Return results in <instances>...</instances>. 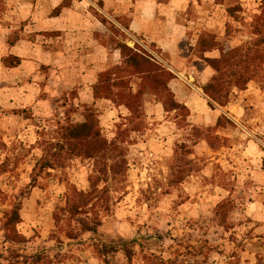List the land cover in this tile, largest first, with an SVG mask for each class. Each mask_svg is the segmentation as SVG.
Returning <instances> with one entry per match:
<instances>
[{"label": "rangeland", "instance_id": "374dc122", "mask_svg": "<svg viewBox=\"0 0 264 264\" xmlns=\"http://www.w3.org/2000/svg\"><path fill=\"white\" fill-rule=\"evenodd\" d=\"M75 1L82 0L60 7ZM186 1L179 20L189 40L206 32L218 42L205 53L211 58L249 42L254 17L264 12V0ZM38 4L0 0L9 44L25 36L58 39L25 29L19 13ZM83 7L103 25L98 40L110 50L108 67L122 63L113 38L138 44L165 66L154 48L127 33V17L106 12L101 0ZM8 56L0 60V264H264V64L246 89L230 90L225 106L207 97L221 114L196 123L190 111L170 110L148 93L134 114L112 99L91 100L52 65L34 73L45 105L25 108V68L22 60L9 67L15 60L5 63ZM88 111L109 145L91 159L71 156L60 148V128L82 123ZM43 160L52 166L42 167ZM15 205L21 220L7 230Z\"/></svg>", "mask_w": 264, "mask_h": 264}, {"label": "crops", "instance_id": "0c3cea01", "mask_svg": "<svg viewBox=\"0 0 264 264\" xmlns=\"http://www.w3.org/2000/svg\"><path fill=\"white\" fill-rule=\"evenodd\" d=\"M63 1L38 0L37 7L27 5L19 13L29 34L56 33L59 35L57 40L45 39L43 42L38 36L37 40L35 36H25L9 44L11 26L0 22V60L4 56L15 55L22 60L19 67L25 68V96L21 97L25 108H39L46 103L41 97L39 76L34 75L43 65H52L55 71L67 70L66 84L78 87L80 95L89 96L91 100H94L93 84L98 74L108 67L110 50L98 40V35L104 32L103 25L88 8L83 7L89 3L94 5V0L75 1L52 14ZM101 1L106 12L110 11L119 18L127 17V33L147 48H154V53L160 55L164 65L176 75L169 86L177 100L189 109L191 122H213L220 116V112L210 108L202 89L213 77L214 70L195 55L197 41L188 39V25L179 20L186 0ZM65 46H71V49ZM78 49L84 56H78ZM117 56L115 52L113 58ZM207 56H212V53Z\"/></svg>", "mask_w": 264, "mask_h": 264}, {"label": "trees", "instance_id": "16d2710c", "mask_svg": "<svg viewBox=\"0 0 264 264\" xmlns=\"http://www.w3.org/2000/svg\"><path fill=\"white\" fill-rule=\"evenodd\" d=\"M236 7H228V11L234 15ZM61 7L56 10L59 12ZM103 23L107 20L101 17ZM128 29V25L126 26ZM249 42L223 52L217 58L205 56L206 52L219 48V44L212 37L208 40L209 34L203 32L197 41L196 49L199 57L214 70L213 77L203 85L204 94L213 102L225 106L229 101L231 89H246L249 82L257 78L261 67L264 64V12L256 15L251 24ZM111 31L118 37L126 39V35L111 25ZM116 49L120 51L121 65H112L102 70L97 81L93 85L95 99H112L117 104H123L131 114L137 113L142 103V96L146 93L160 98L165 105L169 104L170 110L189 109L179 102L171 90L169 84L176 78V75L168 68L161 65L151 57L138 44L134 47L128 46L125 41H117ZM14 59L15 63L8 64L15 67L20 64L19 57H6L5 63ZM132 78L136 79L137 89L132 86ZM209 101V105H211ZM189 115V113H188ZM60 128L63 144L61 150L66 148L71 156H80L91 159L102 155L108 147L107 139L103 138L99 129L98 120L91 111L86 112L85 121L82 123H66ZM42 167H50L49 160H43ZM20 205H15L6 221L7 230L13 229L20 220Z\"/></svg>", "mask_w": 264, "mask_h": 264}]
</instances>
